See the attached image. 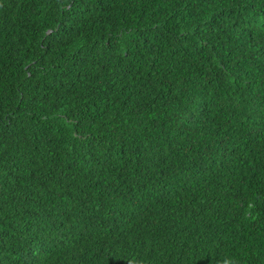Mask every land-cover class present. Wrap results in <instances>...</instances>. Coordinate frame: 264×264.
<instances>
[{
  "label": "trees",
  "instance_id": "1",
  "mask_svg": "<svg viewBox=\"0 0 264 264\" xmlns=\"http://www.w3.org/2000/svg\"><path fill=\"white\" fill-rule=\"evenodd\" d=\"M0 264H264V0H0Z\"/></svg>",
  "mask_w": 264,
  "mask_h": 264
}]
</instances>
